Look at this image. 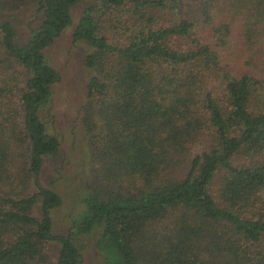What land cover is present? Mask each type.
Instances as JSON below:
<instances>
[{
	"label": "trees",
	"instance_id": "trees-1",
	"mask_svg": "<svg viewBox=\"0 0 264 264\" xmlns=\"http://www.w3.org/2000/svg\"><path fill=\"white\" fill-rule=\"evenodd\" d=\"M17 1H0V264H85L82 240L102 264H264V0L82 10V110L99 113L82 127L90 148L101 133L100 170L67 235L63 199L41 183L61 150L43 118L62 79L46 53L82 0H29L23 41Z\"/></svg>",
	"mask_w": 264,
	"mask_h": 264
},
{
	"label": "rangeland",
	"instance_id": "rangeland-1",
	"mask_svg": "<svg viewBox=\"0 0 264 264\" xmlns=\"http://www.w3.org/2000/svg\"><path fill=\"white\" fill-rule=\"evenodd\" d=\"M91 3V0H82L73 11V25L46 53L62 79L54 87L53 100L44 111L43 118L48 133L59 139L61 150L55 158L46 162L41 183L59 193L63 199L62 207L54 213V230L60 235L68 234L72 210L74 207L79 209L74 203L77 202L80 192L91 183L92 172L100 170L99 165L93 164V157L98 161L96 145L99 144L101 133L98 132L97 125L93 124L90 138L95 146L90 148L82 127L83 118L91 115L95 120L94 116L99 115L94 113V109L82 110L86 101V85L94 76V72L85 66V58L91 49L73 42V33L81 12ZM17 4L19 8L15 10L18 11V32L20 40L23 41L27 38V27L33 19L34 8L29 0H19ZM82 241L85 264H102L92 243Z\"/></svg>",
	"mask_w": 264,
	"mask_h": 264
}]
</instances>
